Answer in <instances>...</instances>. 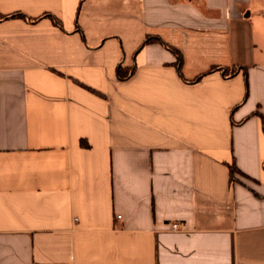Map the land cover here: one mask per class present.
<instances>
[{"label": "crops", "instance_id": "1", "mask_svg": "<svg viewBox=\"0 0 264 264\" xmlns=\"http://www.w3.org/2000/svg\"><path fill=\"white\" fill-rule=\"evenodd\" d=\"M0 264H264V0H0Z\"/></svg>", "mask_w": 264, "mask_h": 264}, {"label": "trees", "instance_id": "2", "mask_svg": "<svg viewBox=\"0 0 264 264\" xmlns=\"http://www.w3.org/2000/svg\"><path fill=\"white\" fill-rule=\"evenodd\" d=\"M119 75H120L121 78H125V77H127V75H123L121 72H120ZM82 144H83V145H86V144L83 143V142H82ZM230 170H231V173H232V174H234V172L238 171V170L236 169V167L233 166V165H230Z\"/></svg>", "mask_w": 264, "mask_h": 264}, {"label": "built area", "instance_id": "3", "mask_svg": "<svg viewBox=\"0 0 264 264\" xmlns=\"http://www.w3.org/2000/svg\"><path fill=\"white\" fill-rule=\"evenodd\" d=\"M117 217L118 218H121V215H118ZM182 227H183L182 224H180V223H174L172 229L178 230V229H181Z\"/></svg>", "mask_w": 264, "mask_h": 264}]
</instances>
